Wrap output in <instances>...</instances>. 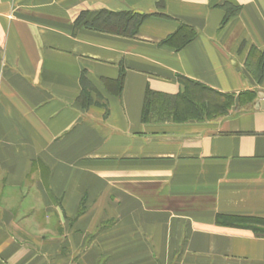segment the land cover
I'll return each mask as SVG.
<instances>
[{
    "label": "crops",
    "instance_id": "crops-1",
    "mask_svg": "<svg viewBox=\"0 0 264 264\" xmlns=\"http://www.w3.org/2000/svg\"><path fill=\"white\" fill-rule=\"evenodd\" d=\"M0 264H264V0H0Z\"/></svg>",
    "mask_w": 264,
    "mask_h": 264
},
{
    "label": "trees",
    "instance_id": "trees-1",
    "mask_svg": "<svg viewBox=\"0 0 264 264\" xmlns=\"http://www.w3.org/2000/svg\"><path fill=\"white\" fill-rule=\"evenodd\" d=\"M190 85L193 89H196L200 93L199 97H203L204 99L200 101L193 100V93L189 95L186 90L183 94L175 95V96H168L164 94H147L144 107H143V118L148 117L149 114L155 119L158 120H166V119H181L183 114L190 113L192 116L203 114H209L211 107L207 108L205 106V100H208L210 106H212V100L210 98L218 99L217 104L219 101L223 100L221 103V108L229 103V96L222 95L216 93L210 89H207L204 86H201L197 83H189L188 88ZM216 103V102H215ZM218 106V105H217Z\"/></svg>",
    "mask_w": 264,
    "mask_h": 264
}]
</instances>
